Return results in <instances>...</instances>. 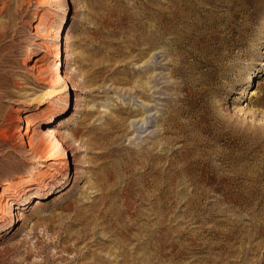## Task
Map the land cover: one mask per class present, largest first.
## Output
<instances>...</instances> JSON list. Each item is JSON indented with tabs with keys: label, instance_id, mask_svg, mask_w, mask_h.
Returning <instances> with one entry per match:
<instances>
[{
	"label": "rangeland",
	"instance_id": "1",
	"mask_svg": "<svg viewBox=\"0 0 264 264\" xmlns=\"http://www.w3.org/2000/svg\"><path fill=\"white\" fill-rule=\"evenodd\" d=\"M6 201L0 264H264V0H0Z\"/></svg>",
	"mask_w": 264,
	"mask_h": 264
},
{
	"label": "bare ground",
	"instance_id": "2",
	"mask_svg": "<svg viewBox=\"0 0 264 264\" xmlns=\"http://www.w3.org/2000/svg\"><path fill=\"white\" fill-rule=\"evenodd\" d=\"M61 1H63V0H61ZM54 57H55V60H58V61L54 60V62H53V67H54L53 72H55V71L57 72L55 74L56 76H55L54 80L49 79L50 77H48V76H50L51 74L50 75L47 74L48 76L44 75L46 77L43 76L42 78H40V82L44 83L45 85H48L52 89H55L58 86L61 88V92L64 93L63 99L58 104H56L55 108H53L51 110L52 117L58 116L59 113H61V112L64 113L65 109L69 105V92L67 89L69 81L67 79V76L63 73V70L61 69L62 65L60 63L61 60H59V58L61 59V56L59 54V50L57 51V54ZM34 68L32 67V69H34ZM53 75H54V73H53ZM48 80H51V81L49 82ZM73 90H75V87L73 88ZM57 106H59V108ZM58 127H61V124H59ZM30 128H31V124L29 121H27L26 122V131L24 133L25 136L21 138V141L25 142L26 144H29L31 146L33 144H31L32 142H31L30 138H28L29 136L28 137L26 136V135H28V131ZM43 133H45V135L47 136V139L48 138L51 139V142L48 145V146H50V150L53 152H56V151L60 152V154H59L60 159L58 160V162L60 163L59 165L67 167L66 177L64 178V179H66L67 176L69 175V170H70L69 169L70 168L69 163H68V159H69L68 157L69 156L66 153V149H64L65 147L63 146L64 145L63 142L59 139V137L57 135L58 130H57V128H54V127H48L45 130V132H43ZM42 183H43L42 179H37V180H34L30 185H32V186L33 185H41ZM32 190H33V188H28L26 191H27V193H30ZM6 202L8 204V207H5L6 206L5 205L4 206L5 208L0 212V224L4 223V222H8L9 220L11 222H13L14 218L18 216V214H16V212H15V207L13 206V204H11V201H6ZM37 203H38V201H37ZM20 220H22V215H20Z\"/></svg>",
	"mask_w": 264,
	"mask_h": 264
}]
</instances>
